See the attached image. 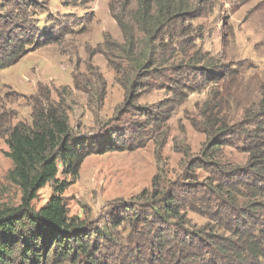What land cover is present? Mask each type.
<instances>
[{
  "label": "rangeland",
  "instance_id": "1",
  "mask_svg": "<svg viewBox=\"0 0 264 264\" xmlns=\"http://www.w3.org/2000/svg\"><path fill=\"white\" fill-rule=\"evenodd\" d=\"M6 1L0 0V14L17 12L18 3ZM139 1L37 0L28 14L38 25L34 33L46 30L40 36L44 38L0 69L2 130L17 121L30 124L31 101L39 89L47 87L54 100H59L56 91H62L76 137L87 138L110 128L116 130L117 144L130 137L128 144L142 140V145L128 150L89 154L62 193L69 216L91 230L89 246L100 245L95 260L108 264H120L121 249L135 242L129 235L142 225L134 218L132 223L124 220L127 213L120 207L140 204L138 196L151 189L157 172L159 179L167 181L187 175H194L192 182L206 183L208 176L223 179L213 166L198 167L211 125L228 120V125L239 129L235 123L244 125L246 115L251 117L264 107V0H185L190 10L184 19H168L150 33L135 21ZM154 48L155 65L148 70L152 73L137 84L132 82L129 67ZM149 60L148 56L144 63ZM136 107L157 115L141 116ZM165 115L169 117L163 120ZM131 121L142 128L137 131ZM242 145L241 138L232 137L217 149L220 161L228 168L242 165L247 157ZM7 152L0 135V208L17 206L21 196L7 177L12 167ZM57 165V177L71 180L61 163ZM233 180V193L241 199L245 187ZM50 191V187L42 190L37 205ZM203 211L198 203L194 211L186 212L189 229L208 222ZM64 264L83 262L81 258Z\"/></svg>",
  "mask_w": 264,
  "mask_h": 264
},
{
  "label": "trees",
  "instance_id": "2",
  "mask_svg": "<svg viewBox=\"0 0 264 264\" xmlns=\"http://www.w3.org/2000/svg\"><path fill=\"white\" fill-rule=\"evenodd\" d=\"M36 1H6L18 3V8L17 12L0 14V69L11 65L28 46H38L44 38L40 36L46 30L34 33L38 25L28 14L29 7L36 8ZM189 10L185 0H140L135 21L141 30L150 33L168 19H184ZM130 41L133 43L132 38ZM156 53L157 48L150 55L143 53L144 59L129 67L132 82L137 84L140 78L152 73L148 70L155 65ZM148 56L151 60L145 64ZM144 69L146 73H142ZM56 93L59 100L52 98L47 87L39 89L31 101L30 124L17 121L4 130L0 125V135L8 146L6 154L12 161L7 177L21 192L17 206L0 208V264H64L81 258L83 264H108L107 260H95L100 245L89 246L91 230L69 216L62 193L77 177L80 164L89 154L128 150L142 145V140L128 144L130 137L117 144L113 139L116 130L110 128L87 138L76 137L69 125L62 91ZM103 98L104 89L98 97L100 104ZM135 109L141 116L157 115L144 108ZM250 115L245 116L244 125L241 121L235 123L239 129L228 125V120L215 121L208 132L209 142L201 150L202 158L194 160L199 161L198 167L213 166L216 175L223 179L212 180L208 176V181L201 183L192 182L194 175H187L167 181L159 179L157 172L151 189L138 196L140 204L120 207L127 213L124 220L132 223L134 218L142 224L139 231L129 235L130 240L136 238L133 244L123 249L118 246L125 253L120 264H127L126 258L132 260L129 264H264V107ZM168 117L165 115L163 120ZM134 123L139 131L141 125ZM232 137L242 139L241 150L247 157L242 165L228 168L220 161L217 149ZM58 163L64 174L71 175V180L57 177ZM232 179L245 187L246 195L241 199L233 193ZM45 187L51 189L49 197L37 205ZM198 203L204 207L208 222L196 230L189 229L186 212L194 211ZM243 204L245 209H241ZM108 251L106 246V258Z\"/></svg>",
  "mask_w": 264,
  "mask_h": 264
}]
</instances>
